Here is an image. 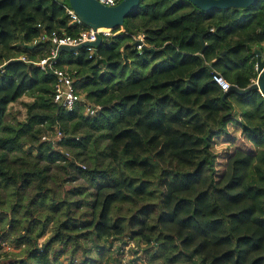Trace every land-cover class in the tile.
Listing matches in <instances>:
<instances>
[{
    "label": "trees",
    "instance_id": "16d2710c",
    "mask_svg": "<svg viewBox=\"0 0 264 264\" xmlns=\"http://www.w3.org/2000/svg\"><path fill=\"white\" fill-rule=\"evenodd\" d=\"M68 6L0 0V182L16 194L34 187L27 211L51 191L52 164L71 174L64 181L82 175L95 187L90 200L51 196V213L32 216L12 239L25 249L11 264H65L61 255L66 264H95L114 240L143 244L142 264H264V97L252 90L223 98L212 81L214 71L239 88L256 80L264 0L211 12L189 0H140L92 57L84 49L59 53L83 96L73 111L53 102L52 73L18 59L47 52L48 42L29 44L38 24L67 35L87 28L69 18ZM138 33L140 52L131 36ZM24 95L33 97L26 118L7 123L9 105ZM87 105L101 109L89 116ZM51 129L59 139L43 140ZM99 137L108 138L103 147ZM85 204L87 213L75 216ZM123 204L129 216L119 213ZM50 223L55 229L40 244Z\"/></svg>",
    "mask_w": 264,
    "mask_h": 264
},
{
    "label": "rangeland",
    "instance_id": "374dc122",
    "mask_svg": "<svg viewBox=\"0 0 264 264\" xmlns=\"http://www.w3.org/2000/svg\"><path fill=\"white\" fill-rule=\"evenodd\" d=\"M32 100L33 97H31L30 95H24L18 101L11 103L9 105L8 112L5 118L6 122L15 124L17 121L24 120L26 118L25 103L31 102ZM83 129L84 127H79L77 130L84 131ZM51 131L52 129L47 130L45 132V135L46 137L54 139L56 141L55 132L52 133ZM107 140V137H99L100 146L103 147ZM22 149L27 153L38 155V152L34 148V146L31 147L30 145L24 143L22 145ZM62 149L65 151L64 148ZM9 156L11 157V154ZM108 160V157H102L100 159L99 165L101 167L106 166ZM82 164L87 166L86 163ZM70 176L71 174H66L62 168L57 167L55 164H52L50 166L49 176L46 181V186L49 187L51 191L47 192L43 204L39 198H36L33 204V208L30 209L31 211H27L26 207L29 203V200L31 199L32 194L35 192L34 187H27L24 190H20L19 194H16V189L14 186H4L0 182V261H3L7 264H11L10 261H13V259H17L18 257L24 255L25 246H16L12 242V239L24 231L25 227L28 226V222L32 218V216L44 217L46 214L51 213L49 209L51 196H66L72 201L82 199L84 197L89 198V200L93 198V193L95 191L94 185L92 186L89 182H87L82 175L76 176V180L64 181V179H68ZM72 188L73 190L70 191L69 189ZM159 188H163L162 183H160ZM82 201L83 203H86L85 200ZM88 209V205L85 204L84 207L79 210L74 209L73 214L75 216H78V214L80 213L83 215L87 213ZM119 213L122 215L129 216L132 213V208L130 205L127 206L123 204L119 208ZM59 214L60 213H52L54 218L57 217ZM13 219H15V221H13ZM10 222L13 223V226H10ZM39 228V225H33L31 234L35 235L38 232ZM54 229V224L50 223L46 230V234L39 238L38 242L42 244L44 241H46L52 235ZM121 244H123L122 241L114 240L112 243H109L108 246H103L105 247V254L103 258L98 259L97 262L94 263L115 264L118 259L121 258L122 264H142L141 259L144 258L143 244H141L140 248L138 249L137 245L131 241H129L127 245ZM135 248L137 250H134ZM56 249L59 250L58 246H56ZM103 249H95V255H99V253L102 252ZM59 259L63 260V262L66 264L63 255H61Z\"/></svg>",
    "mask_w": 264,
    "mask_h": 264
},
{
    "label": "built area",
    "instance_id": "2783aa9c",
    "mask_svg": "<svg viewBox=\"0 0 264 264\" xmlns=\"http://www.w3.org/2000/svg\"><path fill=\"white\" fill-rule=\"evenodd\" d=\"M101 4L107 6H114L119 3L121 0H97ZM66 13L69 15V18L75 22L76 24H82L81 20L77 16V14L72 10V8L65 7ZM83 25V24H82ZM40 27V32L37 36L33 37L29 42L30 45H38L40 43H50V46L45 53L44 56L38 58L36 61H31L26 58L24 55H20L18 59L32 63L36 65L45 73H52L55 78V87L53 91V102L58 106V108H62L65 111H73L76 109L78 104L82 101L81 95L77 92L73 84V79L68 71L64 68L59 67V51L58 48L60 46H76L80 44L92 43L96 40L97 36H110L112 34V30L104 31L101 28L93 29L91 27H87L81 29L76 35H67L61 34L56 31L47 32L43 29V27L38 24ZM212 31V29H211ZM134 41L135 49L139 52L146 46L145 43V35L144 33H138L131 35ZM260 51H261V59L264 58V37L260 43ZM82 49L88 52L89 57H92V54L95 52L96 48L92 45H85ZM256 76H257V64H254ZM212 81L218 86V88L225 92L227 91L231 84L228 80H226L220 73L213 72ZM101 109L100 105H87L86 113L89 116L96 115ZM60 132H57L55 135L56 139H59ZM43 140H48L50 138L44 136ZM54 140V139H53ZM84 167V166H83ZM3 262V261H1ZM1 264H7L5 262Z\"/></svg>",
    "mask_w": 264,
    "mask_h": 264
},
{
    "label": "water",
    "instance_id": "95a60500",
    "mask_svg": "<svg viewBox=\"0 0 264 264\" xmlns=\"http://www.w3.org/2000/svg\"><path fill=\"white\" fill-rule=\"evenodd\" d=\"M194 6L205 12L213 10H222L229 8H244L249 7L257 0H189ZM140 0H121L114 6L101 4L97 0H68L69 7L77 14L82 24L97 28L115 29L120 27L124 19L134 11L139 5ZM201 50L199 55L204 50V34L200 35ZM101 43V36L98 35L92 43L80 44L76 46H60L58 51L76 52L82 49L85 45H92L97 48ZM135 45V44H134ZM255 62L257 64L256 80L245 88H239L236 85H231L230 88L223 92L222 97H226L230 92H235L238 95L247 94L252 90H258L264 97V58L261 59V51L255 50Z\"/></svg>",
    "mask_w": 264,
    "mask_h": 264
},
{
    "label": "bare ground",
    "instance_id": "6f19581e",
    "mask_svg": "<svg viewBox=\"0 0 264 264\" xmlns=\"http://www.w3.org/2000/svg\"><path fill=\"white\" fill-rule=\"evenodd\" d=\"M104 31L110 30L109 28H101Z\"/></svg>",
    "mask_w": 264,
    "mask_h": 264
}]
</instances>
